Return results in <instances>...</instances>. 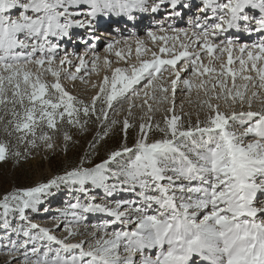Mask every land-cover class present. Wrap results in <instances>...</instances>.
<instances>
[{
  "label": "snow or ice",
  "instance_id": "6c2138e0",
  "mask_svg": "<svg viewBox=\"0 0 264 264\" xmlns=\"http://www.w3.org/2000/svg\"><path fill=\"white\" fill-rule=\"evenodd\" d=\"M163 2L0 0V161L26 159L40 144L52 149L57 134L67 151L73 137L65 126L80 132H87L90 123L99 126L77 164L0 197V228L5 231L0 239L17 235L16 241L9 240L10 251L22 254V264H264V201L259 199L264 195V0H201L200 16L188 28L163 36L148 32L154 42L163 41L159 54L141 58L150 50L137 40L136 63L105 75L87 102L60 82L62 74L75 80L83 70L86 76L89 62L79 57L75 72H68L63 66L73 61L65 55L57 67L59 44L53 38L90 24L87 17L116 13L131 19L133 11L156 12ZM169 3L173 9L187 7L181 0ZM85 6L86 13L73 11ZM230 30L261 38L251 44L221 40ZM116 55L125 58L119 51ZM99 59L94 56L91 71H98ZM110 66L104 57V67ZM164 71L175 78L161 82ZM181 72L192 78H182ZM49 75L54 79H46ZM181 81L189 96L197 90L198 107L207 110L203 119L197 112L194 123L176 112ZM141 94V103H134ZM213 96L228 111L214 104ZM125 101L127 114L117 119ZM254 101H259L255 110ZM137 107L146 113L128 146ZM155 112L164 113L162 121L153 122L150 113ZM117 125L123 143L94 163L96 145ZM154 133L159 138L150 139ZM61 185L78 193L75 202L60 210L63 219L51 228L33 223L27 212H36L51 189ZM121 192L135 199L114 198ZM12 216L18 217L15 226ZM61 227L66 234L58 236Z\"/></svg>",
  "mask_w": 264,
  "mask_h": 264
},
{
  "label": "rangeland",
  "instance_id": "374dc122",
  "mask_svg": "<svg viewBox=\"0 0 264 264\" xmlns=\"http://www.w3.org/2000/svg\"><path fill=\"white\" fill-rule=\"evenodd\" d=\"M152 2L153 0H149V5ZM156 2L159 3V0H156ZM168 4H169V0H164V2L160 4L161 9H163V11H167L168 9L167 10L166 8L164 9L163 6H166ZM73 11L86 13L87 7L85 6L83 8H75L73 9ZM110 14H116V13H110ZM100 15L102 14H98L96 17H99ZM77 18L84 20L86 19V16L80 15ZM87 19H89V17H87ZM156 26L154 27L155 29ZM183 27L188 28L186 24L183 25ZM139 28L141 29V32L139 33L140 37H145L147 38V40L150 39V37L148 36V32L151 31L152 28L150 29L149 27H147V24L144 23L139 24ZM231 33L230 32L226 33L225 36H221L220 39L223 40L225 39V37H227L228 39H232L234 42L247 43V44H251L253 42L258 41V35L252 36V39L251 38L241 39L242 35H237V33H232V34ZM122 36L126 37L128 41L131 40L133 37L128 27L127 29H125V34ZM55 40L56 38H53L54 43H56ZM116 41L117 40H115L114 42ZM122 41L124 42V40ZM145 43L150 46L152 45L154 47L156 46L154 49H159L160 46L163 45L159 41H155V42L149 41ZM109 44L110 43L100 44V45L101 47L105 48ZM133 47L136 49V45L135 46L133 45L130 48L134 49ZM67 50L68 49H64L60 52L59 50L57 51V62H56L57 67H60L59 57H62L63 55H68V52H66ZM152 51L150 50L148 52L143 53L141 58H148L149 56H151ZM131 53H134L135 59L133 57L131 58L127 57V55H125L124 59L117 57L113 59L111 57L112 58V60L110 58L111 66L107 69L105 67L102 68L100 67L98 68V71L90 70L86 76L85 74L83 75L84 79H80V77H77V79L72 80L62 75L60 82L70 94L76 96L79 99H83L87 102L91 99L93 95L96 94V92L98 91V86L102 82L103 77L105 75L110 76L112 70L118 66L120 68H126V67H130L132 63H136V52L131 50ZM82 54H84V52H81L80 50L75 51V54L73 55L74 58L72 59V61H74L73 64L69 66L64 65L63 68L66 69L68 72H75L76 70L75 65L79 63L78 58L83 57ZM70 56L71 54H69L67 57ZM224 58L226 59V56ZM202 59L204 60L205 63H207L208 58L206 55L202 56ZM98 62H101L103 64L102 58H100ZM216 66L218 67L219 64L217 63ZM234 66L239 67L238 63L235 64ZM178 67L182 68L183 64L178 62ZM181 77L184 79L192 78L191 73L185 74L184 72H181ZM173 78H175L174 75H171L169 71H164L161 78V82H167L168 80ZM204 78L206 79V77ZM46 79L52 80L54 78H52L49 75L48 77H46ZM237 83H241V81L237 80ZM93 84L97 85V87H93L92 86ZM229 85H231L230 80H229ZM138 90H140L142 93V85L138 88ZM217 91H219V89H217ZM169 96L171 98V89H169ZM142 98H143L142 94L141 97L134 98V103L136 104L141 103ZM199 98L200 99L204 98L203 91H200ZM211 100L214 104L216 103L220 104L222 111H228L227 106L224 104L222 100H216L214 96L211 97ZM189 101H191V103H189ZM175 102H176L175 103L176 112L178 114L184 115L185 120H187V117L190 116L194 123L197 118V112H199L201 119H203L207 114L206 109H201L198 107L197 90L193 89L191 95L189 96L182 81L179 82L177 85ZM258 105H259V101H254L253 110H255L258 107ZM167 106L168 105H165V107ZM123 107L125 111H120L118 114H116L117 119L122 120L124 116L127 114L126 112L127 101L124 102ZM234 108L236 111L242 110L239 105H235ZM246 109H247V105L244 106L243 110ZM132 111H133V116L130 118V122L136 125V127H132L128 130V140H127L128 146H131L134 140L137 138V134L139 132L138 125L140 123L139 118L145 115L146 109L137 107V108H133ZM111 114L112 113H110V115ZM150 115L154 117L153 122H156V121H162L164 113L155 112V113H150ZM66 129L73 137L72 142H69L68 144L67 151H65L64 148L63 136L61 134H57L53 138L52 142L54 143L55 146L52 149H48L43 144H40L39 147L35 149H30V154L26 159L17 161L15 158L9 156L5 161H0V197H2V195L6 191H10L15 187H30V186H34L39 182H44L48 179H51L56 175L54 170H56L59 174H63L64 171L70 169L72 166L77 164L79 158L84 155L85 151L90 150L92 138L95 135L96 131H99V126L90 123L88 125L87 132H80L75 128H69V127H67ZM0 135H2V133H0ZM156 138H159L158 133L150 134V139H156ZM4 139H8V138L4 137ZM12 143L13 144L15 143L14 139ZM121 143H123V135L121 132V126L117 125L115 130L112 133H110L108 138L99 142L96 145L97 151H96V155L92 157L93 162L99 163L101 161V159H98L100 154H106L108 151L118 148ZM20 150L21 152H23V146H21ZM77 195L78 193H76L75 189L70 185H61L59 188L54 187L51 189L50 194L43 198L41 205L38 206V210L36 212L28 211L27 214L31 217L33 223H38L41 226H46L51 228L57 223L58 218L63 219L60 217V210L66 205V203L75 202V198ZM114 198L135 199V196L134 194L121 192L118 196ZM260 198H264V195L263 196L261 195L259 199ZM257 205H261V203H258ZM9 219L12 221L13 226H15V224L19 222L18 217L15 216L9 217ZM91 222L95 223L96 220L93 219ZM55 234L58 236H63L66 233L63 231V227H61L58 231H55ZM4 236H5V231L2 228H0V237H4ZM17 239L18 237L14 233H9L8 239H0V264H22L23 261L22 254L15 251H10L9 240L16 241ZM19 239L20 240L23 239L22 235L19 237ZM76 239L78 240L80 239V237H76ZM4 245H8V247H4ZM12 257H16V259H12Z\"/></svg>",
  "mask_w": 264,
  "mask_h": 264
},
{
  "label": "bare ground",
  "instance_id": "6f19581e",
  "mask_svg": "<svg viewBox=\"0 0 264 264\" xmlns=\"http://www.w3.org/2000/svg\"><path fill=\"white\" fill-rule=\"evenodd\" d=\"M192 1V0H191ZM150 11V10H149ZM149 11H147L146 13L148 14L149 13ZM174 10L172 9V10H167L166 11V14H172V12H173ZM137 13H138V15H136V17L134 16V19H132V24H133V28H130V31H131V29H132V32H131V35L133 36L132 37V39L131 40H127L126 39V37H123L122 35H124L125 34V31H124V29H123V31H122V33L117 37V38H115V40H117L116 42H111L110 44H112V50L111 51H109L108 50V46L107 47H101V45L100 44H103V43H99V44H96V46L95 47H92V48H90V49H86V51H84V54H82L83 55V57H84V59L86 60V61H88L89 63H88V69H89V71L91 70V67H92V65H91V61L93 60V58H94V56H99L100 58H102V60H103V64L101 63V62H98L97 61V65H98V68H102V67H104V57H107L108 58V60L110 61V58L112 57L113 59L115 58V57H117V55H116V52H121V54H122V56L123 57H125V55H127V57H133L134 59H135V55H134V53H132V55L131 56H129L128 55V49L130 48V47H132L133 45L135 46L136 45V41L137 40H139V41H143L144 42V44H143V47H145V48H147V49H149V50H155V51H157L158 53H159V49H154L155 47L152 45V46H150V45H147L145 42H149V41H153L151 38L150 39H148L147 40V38H145V37H140V35H139V33L141 32V29L139 28V24H142V23H146V22H150V18H149V16L145 13V12H139V11H136ZM100 16H104L103 14L102 15H100ZM99 16V17H100ZM107 16H109V17H111V16H114V17H117V18H119V17H124V15H118V14H108ZM178 19V18H177ZM122 21H127V19L126 18H123L122 19ZM167 24V25H166ZM187 25L188 27H189V25L190 24H187V23H183L182 21H178V22H176L175 24H170V23H168V22H166V21H163L162 23H161V25L159 26V25H157L156 26V29L154 28L155 26H151L150 27V29H151V31L153 32V33H155L157 36H163V35H172L173 34V32H172V30L173 29H179V28H184L183 27V25ZM170 25V26H169ZM161 28H163L164 29V31L162 32V31H160V29ZM230 33L231 32H239V34L241 35V33H242V38L241 39H244V38H247V39H249V38H251L252 39V36H254V35H257V33H255V32H252V33H247V32H244V31H242V30H240V31H237V30H230L229 31ZM232 34V33H231ZM101 35V34H100ZM104 37L105 38H107L108 36L107 35H104ZM181 39H184V37L183 36H181L180 37ZM122 40H124V42L122 41ZM160 43H162L163 44V41H159ZM123 43V44H122ZM137 46V45H136ZM134 48V47H133ZM131 50H133L134 52H136V49L134 48V49H131ZM77 51V50H76ZM75 53H73V55H74ZM73 55H71L70 57H68V59H70V60H72L73 58H74V56ZM81 55V56H82ZM68 56V55H67ZM126 57V58H127ZM112 58H111V60H112ZM117 58H119V57H117ZM148 58H151V56H149ZM130 61H132V60H130ZM74 62V61H73ZM67 65V64H66ZM67 66H69V65H67ZM125 66H127V65H125ZM124 66V67H125ZM119 67V66H118ZM123 67V66H122ZM117 68V67H116ZM88 71V72H89ZM85 73H84V71L82 70L80 73H78L77 74V77H81V76H83ZM63 75V74H62ZM182 90V89H181ZM263 196V195H262ZM262 200H264V198H260V201H262ZM258 207L259 206H261V205H257ZM40 211V210H39ZM38 211V212H39ZM44 212V211H43Z\"/></svg>",
  "mask_w": 264,
  "mask_h": 264
},
{
  "label": "trees",
  "instance_id": "16d2710c",
  "mask_svg": "<svg viewBox=\"0 0 264 264\" xmlns=\"http://www.w3.org/2000/svg\"><path fill=\"white\" fill-rule=\"evenodd\" d=\"M66 128H67V126H65V130H67ZM106 154H107V153H106ZM106 154H100V156L98 157V159L106 158ZM92 160H93V159H92ZM54 171H55L56 175L59 174L56 170H54Z\"/></svg>",
  "mask_w": 264,
  "mask_h": 264
}]
</instances>
